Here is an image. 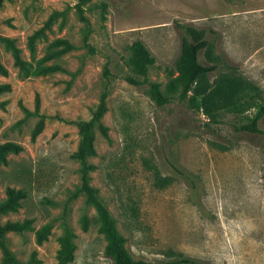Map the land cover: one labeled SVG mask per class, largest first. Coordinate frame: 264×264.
Masks as SVG:
<instances>
[{"label":"rangeland","instance_id":"rangeland-1","mask_svg":"<svg viewBox=\"0 0 264 264\" xmlns=\"http://www.w3.org/2000/svg\"><path fill=\"white\" fill-rule=\"evenodd\" d=\"M75 1L7 0L0 9V36L15 41L26 63L24 71L13 66L0 44V64L6 70L0 85L9 87L0 93V144L22 147L0 164V201L7 188L24 194L18 208L0 222L31 221L29 231L6 234L13 257L26 263L34 254L33 264H59L65 216L74 235L68 264H113L103 253L106 241L94 209L84 206L82 196L67 202L80 184L78 164L71 159L76 128L46 119L31 141L38 117L24 118L22 111L32 112L37 99L39 114L86 120L106 92L101 123L107 137L94 130L88 182L127 255L149 264L180 258L199 264H264L262 137L236 133L231 125L237 118L231 114L213 125L176 101L157 107L145 85L124 80L134 77L128 47L139 40L154 59L147 79L164 90V69L173 70L179 52L182 34L176 24H185L204 30L214 53L264 91V0H190L189 11L196 17L190 21L168 19L163 6L173 0H90L86 24L71 8ZM54 12L59 14L44 27ZM37 31L29 49L28 38ZM58 41L71 48L46 59L64 47ZM199 61L207 64L201 53ZM48 65L59 70L34 72ZM258 128L264 130V119ZM147 163L170 178L167 186H154ZM81 212L89 221L86 232L79 226ZM43 225L49 234L36 243L35 232Z\"/></svg>","mask_w":264,"mask_h":264},{"label":"trees","instance_id":"trees-1","mask_svg":"<svg viewBox=\"0 0 264 264\" xmlns=\"http://www.w3.org/2000/svg\"><path fill=\"white\" fill-rule=\"evenodd\" d=\"M7 0H0V9ZM90 0H76L71 7L78 20L87 23L84 17L85 6ZM104 7V5H101ZM59 13H52L46 20L44 27L50 23ZM181 32L179 52L174 62L173 70L164 69L167 75V83L164 90H161L160 84L147 79L148 69L153 65L154 59L139 40L130 43L128 63L132 76H125L124 80L133 86L145 85L147 94L151 102L162 107L174 101L180 103L185 109L192 113H200L209 124H219L220 118L224 114H231L237 118L236 123L231 125L236 133L247 135H260L264 146V130L258 128V122L264 119V91L253 82L245 79L238 70L225 63L220 56L214 53L213 47L205 39V31L195 29L189 25L176 24ZM42 31V30H41ZM41 31L34 32L27 42L29 49H32L34 39ZM87 37L84 36L83 43H86ZM0 44L7 50L12 58L13 66L19 70H25L26 63L21 59L20 50L15 45V41L8 37L0 36ZM64 47L58 51L48 54L45 58H53L57 55L67 52L71 47L65 41H58ZM199 53L204 58L206 65L199 61ZM59 70L56 65L39 66L35 69L38 75H45ZM106 75V68L103 70ZM214 74L212 79L209 75ZM0 75L5 76L6 70L0 64ZM8 85H0V93L8 90ZM106 92L100 94L98 103L94 110L90 112L86 120H65L58 116L48 117L38 113V100L35 99L32 112L22 109L24 118L35 115L38 120L31 131V141L43 129L46 119L55 120L65 124L73 125L76 128L78 141L76 149L71 155V159L78 164L79 187L68 198L67 202L78 196L83 197L84 206L92 207L98 220V232L101 233L106 241L104 255L108 257L113 264H149L143 261H134L126 253L123 247V240L117 234L114 223L107 210L97 199L94 190L88 182V174L93 170V166L87 162V158L94 156L93 138L96 129L102 137H107V129L101 123V117L106 112ZM22 147L11 142L0 144V164H5L8 154H18ZM147 168L151 170L154 186L162 189L170 182L169 177H161L155 167L147 163ZM24 194L20 190L7 188L4 198L0 201V217L14 212ZM65 214V213H64ZM31 221L23 220L21 222H0V264H33L35 263L34 254L26 263L17 261L5 243V236L8 233L22 234L31 229ZM79 226L81 231L86 232L89 226L88 218L85 212L79 216ZM49 234L48 225H43L35 232V241L40 243L45 240ZM74 235L71 228L63 216V230L58 238L59 251L58 263L68 264L73 258ZM172 264H199L197 261L180 258L173 261Z\"/></svg>","mask_w":264,"mask_h":264},{"label":"crops","instance_id":"crops-1","mask_svg":"<svg viewBox=\"0 0 264 264\" xmlns=\"http://www.w3.org/2000/svg\"><path fill=\"white\" fill-rule=\"evenodd\" d=\"M190 0H173L169 5L163 6V10H169L170 15L168 19H178L183 21H190L196 19L192 16L189 9ZM194 0L193 3L194 4Z\"/></svg>","mask_w":264,"mask_h":264}]
</instances>
